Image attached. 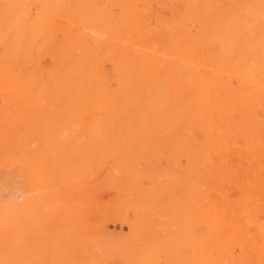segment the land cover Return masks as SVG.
<instances>
[{
  "label": "bare ground",
  "instance_id": "obj_1",
  "mask_svg": "<svg viewBox=\"0 0 264 264\" xmlns=\"http://www.w3.org/2000/svg\"><path fill=\"white\" fill-rule=\"evenodd\" d=\"M3 1L0 67L40 78L55 121L179 138L188 264H264V0Z\"/></svg>",
  "mask_w": 264,
  "mask_h": 264
},
{
  "label": "rangeland",
  "instance_id": "obj_2",
  "mask_svg": "<svg viewBox=\"0 0 264 264\" xmlns=\"http://www.w3.org/2000/svg\"><path fill=\"white\" fill-rule=\"evenodd\" d=\"M3 2L28 18L40 13L36 3ZM39 81L0 67V264H188L179 138L60 124ZM255 249L247 251L252 264Z\"/></svg>",
  "mask_w": 264,
  "mask_h": 264
}]
</instances>
